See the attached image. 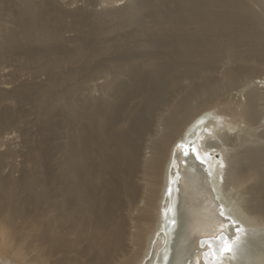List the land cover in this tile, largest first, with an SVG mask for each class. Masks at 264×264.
<instances>
[{
	"label": "bare ground",
	"instance_id": "1",
	"mask_svg": "<svg viewBox=\"0 0 264 264\" xmlns=\"http://www.w3.org/2000/svg\"><path fill=\"white\" fill-rule=\"evenodd\" d=\"M115 2L0 0V264H260L264 0Z\"/></svg>",
	"mask_w": 264,
	"mask_h": 264
},
{
	"label": "rangeland",
	"instance_id": "2",
	"mask_svg": "<svg viewBox=\"0 0 264 264\" xmlns=\"http://www.w3.org/2000/svg\"><path fill=\"white\" fill-rule=\"evenodd\" d=\"M123 2H124V0H117V2L113 3V5H118V4L121 5ZM83 7H84V4H82V1H79L76 4H73V5L68 6L66 10L69 11L70 13H73V12H76L77 9L78 10H82ZM69 47H71V45H69ZM13 64H14L13 67L15 66V64L17 65V63H15V62ZM13 67H9V68L10 69H14ZM26 77L22 78L23 79L22 80V83H27ZM40 83L42 85H46V77H45V75H41ZM47 91H48V89L46 87H43L42 89H39V90L35 91L34 93L37 94V95H39L40 98H41V100L48 101L49 100V95L47 94ZM24 108L26 110H28L29 107L27 105H25ZM210 116L213 118L214 114H211ZM35 117H36V115H34V114L32 115L31 114V115H29L28 119H30L31 121H33V119ZM34 122L36 123V120L35 119H34ZM263 122H264V120H263ZM46 127L50 128V131L53 134L54 133L60 134V133H62L64 131V127H61L60 126V123L53 125V122H50V123H48L46 125ZM38 128H41V126L39 124H36V126L33 128V131H32V138L33 139L36 138V135H34V133L37 131ZM47 142H49L51 144V134L48 135ZM53 142H56V140H53ZM51 154H52V152L50 150H48L47 151V154L45 156L46 157V159H45V162H46L45 163V166L47 168L50 167V160L49 159L51 157ZM14 164H15L14 169H13V171H12V173L10 175H11V177H13L15 179L18 178L21 175V173L28 174V173L31 172V169H30L31 168V165H30L29 161H27V159L25 157H18V156H16L14 158ZM42 171H45V170H42ZM259 229L262 230L263 227H260ZM260 235L262 237H260ZM263 236L264 235L262 233L261 234L258 233V235L255 236V238L257 237L256 238L257 242L258 243H262L261 245L258 244L257 242H255V239H254V242L252 244L253 250H252V246L250 247V253L254 254V256H255V254H260L262 256L261 257V261L262 262H260V264H264V258H263L264 257V237ZM249 260L247 258H243V259L240 260L241 261L240 264H243V263L244 264H248Z\"/></svg>",
	"mask_w": 264,
	"mask_h": 264
},
{
	"label": "snow or ice",
	"instance_id": "3",
	"mask_svg": "<svg viewBox=\"0 0 264 264\" xmlns=\"http://www.w3.org/2000/svg\"><path fill=\"white\" fill-rule=\"evenodd\" d=\"M218 238V237H217ZM230 239H231V237L229 238V240H225V241H223V249H222V251H225V252H227V251H230L231 250V247H230ZM209 248L211 247V245H209L208 246Z\"/></svg>",
	"mask_w": 264,
	"mask_h": 264
}]
</instances>
